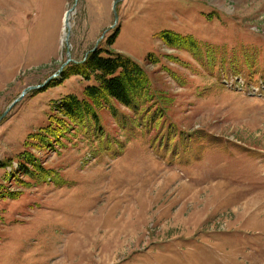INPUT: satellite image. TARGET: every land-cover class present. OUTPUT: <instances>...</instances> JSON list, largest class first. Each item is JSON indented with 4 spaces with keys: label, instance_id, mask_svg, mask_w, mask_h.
Wrapping results in <instances>:
<instances>
[{
    "label": "rangeland",
    "instance_id": "374dc122",
    "mask_svg": "<svg viewBox=\"0 0 264 264\" xmlns=\"http://www.w3.org/2000/svg\"><path fill=\"white\" fill-rule=\"evenodd\" d=\"M113 1L0 0V264H264V0H118L116 21ZM97 40L144 67L161 115L110 99L99 137L30 138L94 83L57 72Z\"/></svg>",
    "mask_w": 264,
    "mask_h": 264
},
{
    "label": "trees",
    "instance_id": "16d2710c",
    "mask_svg": "<svg viewBox=\"0 0 264 264\" xmlns=\"http://www.w3.org/2000/svg\"><path fill=\"white\" fill-rule=\"evenodd\" d=\"M116 32L107 40L108 44L114 41ZM160 37L163 43L178 49L191 51V47L195 45L189 35H181L170 30H163ZM261 45L264 48V44L261 43ZM146 59L149 63L155 61L151 54H148ZM243 65L248 66V62H243ZM75 74L85 79H93L94 83L85 86L82 98L67 94L55 102L54 110L58 115L50 116L49 120L58 122L57 134L54 133L51 125H48L43 131L41 129L30 135V138L34 137L47 145L49 139L56 140L61 137L60 130L74 129L80 133L79 130L87 126H91L94 132H99L97 135L99 137L103 127L100 124L98 110L109 109L113 114L117 111L110 99L135 114L154 106L158 115H161L159 106H155V95L147 72L140 63L128 55L97 46L95 50L88 52L83 60L76 63L69 62L62 69L60 80ZM56 81L53 79L47 85L54 84ZM28 155L32 160V156Z\"/></svg>",
    "mask_w": 264,
    "mask_h": 264
},
{
    "label": "water",
    "instance_id": "95a60500",
    "mask_svg": "<svg viewBox=\"0 0 264 264\" xmlns=\"http://www.w3.org/2000/svg\"><path fill=\"white\" fill-rule=\"evenodd\" d=\"M118 2V0H114L113 1V4H112V11H113V15H114V21L117 20V15H116V3ZM73 12V6L69 7L68 9H66L64 11V14H63V18H62V24H63V27L66 26L67 27V34H66V37L64 39V42H66V44L68 45V37H69V31H70V22H69V18H70V15L71 13ZM113 25H111L112 27ZM102 37V35H101ZM100 37V38H101ZM97 43H98V40L96 41L95 45L93 46V48L90 50H95L96 47H97ZM88 53V52H87ZM86 53V54H87ZM66 54H67V59L66 61L60 65L59 69H58V72L57 73H60V71H62V68L64 65L68 64L69 62L73 61V62H76L75 60H73L70 56H69V50L67 48L66 50ZM57 73H54L53 76H56ZM51 77L47 78L43 83L41 84H37V85H32V86H28L25 90L27 89H37V88H41L44 86V84L50 79Z\"/></svg>",
    "mask_w": 264,
    "mask_h": 264
},
{
    "label": "bare ground",
    "instance_id": "6f19581e",
    "mask_svg": "<svg viewBox=\"0 0 264 264\" xmlns=\"http://www.w3.org/2000/svg\"><path fill=\"white\" fill-rule=\"evenodd\" d=\"M63 29H64V31H63V35H64V38H65V37H66V34H67V27L64 26Z\"/></svg>",
    "mask_w": 264,
    "mask_h": 264
},
{
    "label": "crops",
    "instance_id": "0c3cea01",
    "mask_svg": "<svg viewBox=\"0 0 264 264\" xmlns=\"http://www.w3.org/2000/svg\"><path fill=\"white\" fill-rule=\"evenodd\" d=\"M60 20H61V17L59 16V17L57 18L58 23L60 22Z\"/></svg>",
    "mask_w": 264,
    "mask_h": 264
}]
</instances>
